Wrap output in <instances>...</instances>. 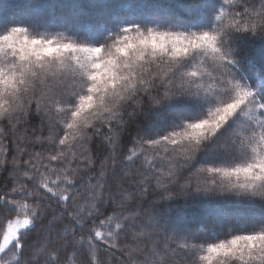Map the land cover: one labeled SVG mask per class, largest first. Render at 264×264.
Returning a JSON list of instances; mask_svg holds the SVG:
<instances>
[{
    "label": "snow or ice",
    "instance_id": "6c2138e0",
    "mask_svg": "<svg viewBox=\"0 0 264 264\" xmlns=\"http://www.w3.org/2000/svg\"><path fill=\"white\" fill-rule=\"evenodd\" d=\"M26 7L0 19V122L35 106L49 134L17 143L0 264H264V0ZM150 190L161 203L130 204Z\"/></svg>",
    "mask_w": 264,
    "mask_h": 264
},
{
    "label": "trees",
    "instance_id": "16d2710c",
    "mask_svg": "<svg viewBox=\"0 0 264 264\" xmlns=\"http://www.w3.org/2000/svg\"><path fill=\"white\" fill-rule=\"evenodd\" d=\"M30 2H34V0H0V19L8 20L12 18H17L22 15H24L28 8L26 5ZM80 3H87L88 0H79ZM253 47H258V43L256 45H248L245 48L246 52H250ZM146 99V98H145ZM133 107H129L126 111L132 112ZM33 115L29 118L21 117V124L19 126V130L11 129L9 124L7 122H0V128L4 129L5 132V138L0 141V148L7 147V160L8 164L5 167H0V194H3L4 192L8 191V185L10 183L9 177L11 175L12 170V159L17 153V143L20 140H27V138H30L33 135V132H35V135H41L47 136L48 133V126L47 121L45 120L42 124V121L40 117L35 115V106L32 108ZM127 115H125V119H127ZM149 117L147 116V109H145V114L139 115L131 120L130 127L126 133V135L130 138L132 136L136 135V132L143 126L145 121ZM43 128V133L40 132V129ZM27 147L29 149H32V145L28 144ZM88 147L91 149L92 153L94 154V158L97 159V161H102L104 157L108 155V153L105 151V148L103 145H101L98 140L94 138V142L89 144ZM36 151L40 150L39 146H36ZM5 156L3 153H0V161L4 160ZM139 165H137L138 167ZM95 168L97 171L100 169V163L98 162L95 165ZM182 175H187V172L185 171ZM115 182H113V187L111 188V192L113 195L119 196V193L117 192L115 186ZM128 185H126L127 187ZM151 202H157L161 203L159 200V193L155 190H150L149 193L144 196L143 198L137 197V199L130 201V204L135 207H140V210L143 211L144 209H148L151 206ZM179 204H183L184 201L180 200L178 201ZM175 207V205H173ZM186 215L190 218L192 221V227L194 230L200 229L203 223H206L207 220L204 217L203 214V206L198 205L196 202H191L188 204L187 208L185 209ZM70 254V253H69ZM62 256H65V253H61ZM43 259V257H42ZM83 257H73L72 261H76L77 264L80 260H82ZM120 264H123V261L127 259V257H117ZM72 261H68L65 259L62 264H72Z\"/></svg>",
    "mask_w": 264,
    "mask_h": 264
}]
</instances>
